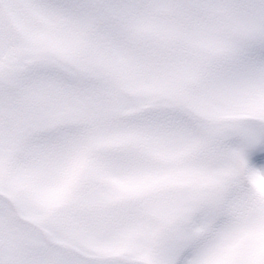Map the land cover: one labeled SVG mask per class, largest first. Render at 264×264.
I'll return each instance as SVG.
<instances>
[{"label":"snow or ice","instance_id":"6c2138e0","mask_svg":"<svg viewBox=\"0 0 264 264\" xmlns=\"http://www.w3.org/2000/svg\"><path fill=\"white\" fill-rule=\"evenodd\" d=\"M0 264H264V0H0Z\"/></svg>","mask_w":264,"mask_h":264}]
</instances>
